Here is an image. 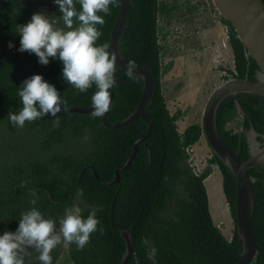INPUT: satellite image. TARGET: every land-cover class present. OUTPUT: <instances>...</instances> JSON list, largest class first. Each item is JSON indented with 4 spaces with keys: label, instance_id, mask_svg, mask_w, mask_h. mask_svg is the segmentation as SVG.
Returning a JSON list of instances; mask_svg holds the SVG:
<instances>
[{
    "label": "trees",
    "instance_id": "trees-1",
    "mask_svg": "<svg viewBox=\"0 0 264 264\" xmlns=\"http://www.w3.org/2000/svg\"><path fill=\"white\" fill-rule=\"evenodd\" d=\"M211 1V0H210ZM77 11H80L78 0ZM264 2V0H263ZM189 10L200 2L190 3ZM186 4V3H185ZM211 8L217 12L211 2ZM179 9L178 3L165 0H131L128 16L121 33L119 51L124 60L145 66L154 80L151 99L145 113L151 121L150 135L138 143L137 153L130 165L119 171V182L98 181L90 169L104 181L114 179L116 166L124 164L132 153L134 141L147 131L141 118H135L119 128L104 126L100 117L88 113L68 112L47 115L23 128L14 127L9 112L22 108L18 91L22 82L33 75H42V64L35 54L18 51L20 30L34 13L43 12L56 27L64 28L62 13L54 0H0V235L15 232L21 213L36 207L45 218L57 222L65 208L80 207L87 218L97 209L98 230L91 234L90 243L82 250L75 244L58 246L51 255L53 264H119L125 251L123 237L117 229L129 230L133 253L125 264H233L238 260L242 242L235 224L236 182L231 170L211 152L207 166L199 173L193 171L186 148L197 143L202 135L200 122L179 131L177 119L182 112L171 113L162 87L163 76L172 63L164 62V46L160 36L166 32L161 20L169 23ZM119 5L110 6L111 14L104 16L105 24L97 45L109 44L110 32ZM218 18L228 27V45L232 67H219L228 78L255 79L258 65L248 54L230 22ZM67 30V29H65ZM13 47H9V44ZM45 81L55 86L67 108L88 107L96 86L86 93L71 87L63 79V63L49 58L45 65ZM117 86L107 120L117 123L137 107L143 81L116 65ZM236 101L243 109L237 121ZM59 120V126L54 120ZM216 126L221 139L241 160L249 158L246 131L253 125L264 134V97L240 92L224 97L216 110ZM212 165L221 173L222 192L233 220L230 237L214 223L204 180ZM254 192L252 226L256 235L257 253L252 264H264V173L253 167L248 170ZM27 181L21 187V182ZM30 189L37 193V203ZM70 200V201H69ZM102 229V232L99 230ZM30 249V251H29ZM25 264H41L39 253L29 248Z\"/></svg>",
    "mask_w": 264,
    "mask_h": 264
},
{
    "label": "clouds",
    "instance_id": "clouds-1",
    "mask_svg": "<svg viewBox=\"0 0 264 264\" xmlns=\"http://www.w3.org/2000/svg\"><path fill=\"white\" fill-rule=\"evenodd\" d=\"M118 0H78L80 11L74 0H54L62 13L64 28L56 27V20H50L43 12L34 13L31 20L23 25L18 51L35 54L42 65L49 58H58L63 63V79L81 93H86L93 85L97 91L92 96V115L103 116L110 110L109 90L117 86L115 52H109V44L97 45L102 31L97 27L105 24L104 16L110 15V6ZM103 13L104 16L99 15ZM67 29V30H65ZM9 47H13L10 43ZM132 77V73H128ZM18 95L22 108L18 113L9 112L8 120L14 127L23 128L25 122H34L47 115L57 117L67 109V100L62 99L55 86L41 75H33L22 82ZM59 126V120H54ZM27 181L21 182V187ZM34 197L30 203L36 205L37 193L30 189ZM79 206L72 204L65 208L64 216L57 222L45 216L36 207L21 213L15 232L5 231L0 235V264H25L28 249L34 248L41 264H53L52 251L75 244L82 250L90 243L91 234L98 230L100 220L93 208L87 218L81 215ZM102 232V229H99Z\"/></svg>",
    "mask_w": 264,
    "mask_h": 264
},
{
    "label": "water",
    "instance_id": "water-1",
    "mask_svg": "<svg viewBox=\"0 0 264 264\" xmlns=\"http://www.w3.org/2000/svg\"><path fill=\"white\" fill-rule=\"evenodd\" d=\"M218 14L228 20L232 25L236 36L246 48L248 54L256 61L258 69L255 79L228 78L209 93L201 114L202 135L205 137L207 144L215 155L231 170L236 182V199H235V224L237 234L242 242V250L238 254V260L233 264H252L257 253L256 235L252 226V214L254 209V192L252 181L249 177L248 170L253 167H262L264 164V146L257 139L259 134L255 131L252 124L246 131L247 143L249 148V158L241 160L237 152L230 148L220 137L216 126V110L220 101L230 95L240 92L256 93L264 97V2L263 0H211ZM131 0H118L119 10L114 20L110 32V53L115 52L117 56L116 65L139 76L143 81V90L138 101L136 109L117 123H110L107 120V112L101 116L104 126L114 129L119 128L135 118L141 117L146 125L147 131L144 135L137 138L132 145V153L129 155L124 164L118 165L114 169V179L111 181L102 180L96 173L92 165L82 168L79 173V181L83 171L90 169L94 177L105 184H114L119 182V171L127 168L137 153L138 143L146 139L152 129L151 121L145 113V107L149 103L153 90L154 80L145 66L132 64L123 59L119 51V42L121 33L124 28ZM45 65H42V77L45 79ZM97 91V90H96ZM95 91V92H96ZM94 92V93H95ZM111 101L113 91L110 89ZM93 93V94H94ZM92 94V96H93ZM238 114L243 113V109L236 101ZM92 97L88 107H70L61 110L58 114L68 112L88 113L92 111ZM264 139V134L260 135ZM113 229L119 233L125 243V251L119 264H125L133 253V244L129 230Z\"/></svg>",
    "mask_w": 264,
    "mask_h": 264
},
{
    "label": "rangeland",
    "instance_id": "rangeland-1",
    "mask_svg": "<svg viewBox=\"0 0 264 264\" xmlns=\"http://www.w3.org/2000/svg\"><path fill=\"white\" fill-rule=\"evenodd\" d=\"M165 1H176L179 9L169 23L160 21L166 31L160 36V42L165 49L164 62L172 63L171 69L162 78L163 91L171 110L179 101L191 104V110H195L197 104L206 101L212 89L224 81L226 72L219 67H232L231 50L224 37V25L218 21L219 14L211 8L210 0ZM188 2L200 4L196 9L189 10ZM216 24L221 27L220 33L214 29ZM190 118L185 117L184 122L192 123ZM240 120L241 117H237L233 124L239 125ZM203 143H207L205 137L194 147L195 162L200 168L207 164V157L200 152ZM210 152L211 150L208 154ZM204 184L212 218L221 227L222 233L230 237L234 225L222 192L219 169L215 168ZM26 260L25 257V263Z\"/></svg>",
    "mask_w": 264,
    "mask_h": 264
},
{
    "label": "crops",
    "instance_id": "crops-1",
    "mask_svg": "<svg viewBox=\"0 0 264 264\" xmlns=\"http://www.w3.org/2000/svg\"><path fill=\"white\" fill-rule=\"evenodd\" d=\"M220 23H222L223 25H224V23L219 19L218 20ZM219 23V24H220ZM220 26L218 25V24H216L215 26H214V29H215V31L217 32V33H220ZM222 30V29H221ZM198 32V31H197ZM220 37H216V39H219ZM222 46V45H221ZM166 101H167V99H166ZM184 101H179L175 106H174V109L173 110H171L170 108H169V105H168V108H169V110H170V112L171 113H175V112H177V111H180V112H182V115L177 119V126H178V129H179V131H183L188 125H190V124H192V123H194V122H200L201 121V114H202V110H203V106H204V103H205V101H203V102H201L200 104L198 103L197 104V107H196V109L195 110H191L192 109V107H191V104L190 105H187L186 104V102L185 103H183ZM167 104H168V101H167ZM193 106V105H192ZM191 117L190 118V121H192V123H186V122H184V118L185 117ZM202 137H204L203 135H201V137H200V139H199V141L201 140V138ZM198 141V142H199ZM198 142L197 143H195L194 145H192V148H193V150L195 151V149H194V147L198 144ZM208 144L207 143H203L202 145H201V148H200V152L203 154V156H206L207 157V159L206 160H208L210 157H211V152H210V154H208V152H209V150L210 149H208ZM200 153V154H201ZM207 166V164H205V165H203V168H205ZM202 168V169H203ZM215 168H217V169H219L216 165H212V172H211V174L213 173V171H214V169ZM220 171V170H219ZM210 174V175H211ZM205 181V180H204ZM225 199V198H224ZM210 209V208H209ZM210 212H211V210H210ZM214 221V220H213ZM214 223L216 224V222L214 221Z\"/></svg>",
    "mask_w": 264,
    "mask_h": 264
},
{
    "label": "built area",
    "instance_id": "built-area-1",
    "mask_svg": "<svg viewBox=\"0 0 264 264\" xmlns=\"http://www.w3.org/2000/svg\"><path fill=\"white\" fill-rule=\"evenodd\" d=\"M228 35H229L228 27L224 24V37H225L226 42H228ZM223 45L225 46V43ZM186 152L189 154V161H190V165L193 168V171H195V173H199L202 170V168H200L198 163L195 162V158H194L195 153H194L192 146L186 148Z\"/></svg>",
    "mask_w": 264,
    "mask_h": 264
},
{
    "label": "flooded vegetation",
    "instance_id": "flooded-vegetation-1",
    "mask_svg": "<svg viewBox=\"0 0 264 264\" xmlns=\"http://www.w3.org/2000/svg\"><path fill=\"white\" fill-rule=\"evenodd\" d=\"M237 117H241V115H239V114L237 113ZM257 139L262 143L261 146H264V139H263V138H262V139H259L258 136H257ZM255 168L259 169L260 171H262V172L264 173V164H262V167H255ZM69 201H70V200H69Z\"/></svg>",
    "mask_w": 264,
    "mask_h": 264
}]
</instances>
